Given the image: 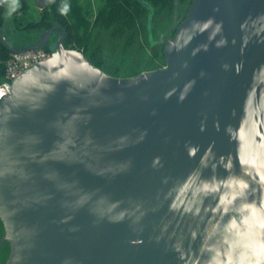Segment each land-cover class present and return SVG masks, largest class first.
<instances>
[{
    "label": "water",
    "instance_id": "obj_1",
    "mask_svg": "<svg viewBox=\"0 0 264 264\" xmlns=\"http://www.w3.org/2000/svg\"><path fill=\"white\" fill-rule=\"evenodd\" d=\"M6 24L62 34L0 104L6 264H264V0H193L130 78Z\"/></svg>",
    "mask_w": 264,
    "mask_h": 264
},
{
    "label": "trees",
    "instance_id": "obj_2",
    "mask_svg": "<svg viewBox=\"0 0 264 264\" xmlns=\"http://www.w3.org/2000/svg\"><path fill=\"white\" fill-rule=\"evenodd\" d=\"M85 1L50 0L49 5L44 8L43 17L37 23L25 26L21 31L44 32L55 25L61 26L67 32L64 40L66 48L82 52L91 64L107 74L113 77L126 74L125 78L136 77L143 72L167 66L165 44L155 46L154 34L158 30L155 20L160 16L170 20L172 24L179 21L180 25L187 16L185 12L193 2V0H99L100 5L94 12L90 5L84 4ZM150 8L153 10L151 27ZM5 24V12L1 10L0 30ZM175 33L176 30L173 34ZM0 44L2 56L7 58L10 51L1 42ZM45 49L54 52L51 47ZM3 75L4 66L0 65V80ZM3 226L0 220V236Z\"/></svg>",
    "mask_w": 264,
    "mask_h": 264
},
{
    "label": "built area",
    "instance_id": "obj_3",
    "mask_svg": "<svg viewBox=\"0 0 264 264\" xmlns=\"http://www.w3.org/2000/svg\"><path fill=\"white\" fill-rule=\"evenodd\" d=\"M4 1L0 0V11ZM0 44V65L4 66V75L0 80V104L10 96L14 81L36 64L49 60L54 52L45 48L25 52H10L7 58L2 56Z\"/></svg>",
    "mask_w": 264,
    "mask_h": 264
},
{
    "label": "flooded vegetation",
    "instance_id": "obj_4",
    "mask_svg": "<svg viewBox=\"0 0 264 264\" xmlns=\"http://www.w3.org/2000/svg\"><path fill=\"white\" fill-rule=\"evenodd\" d=\"M4 7L6 9H9L6 0H4ZM187 13H188V10L185 12V15H187ZM6 22H7V24H6V28L4 30V32H5L4 36L7 39V41L9 42V44H11L14 47L21 48V47H24V46H27L30 44H41L43 42V40L45 39V32L47 30L44 32H24V31H21L17 26L16 17H13V18L9 17V19H7ZM178 26H179V21H177L176 23H173L168 28H165L162 30H157L158 35L156 37L155 46H160L161 43L166 44V42L174 36L173 33L175 30L177 31ZM57 32L58 33L56 35L52 36V41H51L52 43L48 44L46 47H52V46L57 47L58 41L62 36V34L59 32V30H57ZM171 34H173V36H171ZM6 244L7 243H4L0 247V264H2L4 261V259H3L4 258V248H5Z\"/></svg>",
    "mask_w": 264,
    "mask_h": 264
},
{
    "label": "rangeland",
    "instance_id": "obj_5",
    "mask_svg": "<svg viewBox=\"0 0 264 264\" xmlns=\"http://www.w3.org/2000/svg\"><path fill=\"white\" fill-rule=\"evenodd\" d=\"M6 1L9 7L8 13L11 18L13 17L17 18L16 22L20 30L24 29L25 26H28L32 23H37L43 17L44 9L38 6L37 4L38 0H18V7H16L15 11L11 10L10 0H6ZM84 4L90 5L92 7V10H94V12L97 10V8L100 5L99 0H86ZM4 8L5 7L2 6V10H4L5 12ZM155 25L158 27V30H162V29L170 27L172 23L170 20H167L165 17L159 16L155 20ZM157 35H158L157 33L154 34L155 39ZM51 49L55 52L57 47L52 46ZM125 75L126 74H122L121 78H125ZM4 235H5V230L3 226V232L0 236V242L2 238L4 237ZM10 253H11V248H10V245L7 243L4 248V258H3L4 261L2 264L7 263Z\"/></svg>",
    "mask_w": 264,
    "mask_h": 264
},
{
    "label": "clouds",
    "instance_id": "obj_6",
    "mask_svg": "<svg viewBox=\"0 0 264 264\" xmlns=\"http://www.w3.org/2000/svg\"><path fill=\"white\" fill-rule=\"evenodd\" d=\"M11 10L15 11L16 7H18V0H10Z\"/></svg>",
    "mask_w": 264,
    "mask_h": 264
}]
</instances>
